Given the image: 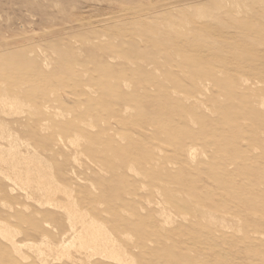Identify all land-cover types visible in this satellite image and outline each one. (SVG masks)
Returning a JSON list of instances; mask_svg holds the SVG:
<instances>
[{
  "label": "rangeland",
  "instance_id": "rangeland-1",
  "mask_svg": "<svg viewBox=\"0 0 264 264\" xmlns=\"http://www.w3.org/2000/svg\"><path fill=\"white\" fill-rule=\"evenodd\" d=\"M0 264H264V0H0Z\"/></svg>",
  "mask_w": 264,
  "mask_h": 264
},
{
  "label": "bare ground",
  "instance_id": "bare-ground-1",
  "mask_svg": "<svg viewBox=\"0 0 264 264\" xmlns=\"http://www.w3.org/2000/svg\"><path fill=\"white\" fill-rule=\"evenodd\" d=\"M28 180H29V179H27L26 181H28ZM26 183H27V182H26ZM30 183H31V182H30ZM30 183H27V184H30ZM38 183H39V182H38ZM27 184H26V186H28ZM38 185H39V184H38ZM26 186H25V187H26ZM36 186H37V185H36ZM23 187H24V185H23ZM23 187H22V188H23ZM37 187H38V188L42 187V189H45V188H43L42 185H40V187H39V186H37ZM36 190H37V189H36ZM38 190H40V189H38ZM46 190H47V189H46ZM46 190H44V191H46ZM44 191H41V192L44 193ZM47 191H48V190H47ZM51 192H52V191H51ZM51 192H50V193H51ZM25 193H26V192H25ZM43 193H42V194H43ZM50 193H49V194H50ZM44 194L46 195V192H45ZM46 196L48 197V195H46ZM49 198H50V196H49L47 199H49ZM45 199H46V198H45ZM44 202H46V201H44ZM47 202H49V201H47ZM49 203H50V202H49ZM49 203H48V204L46 203V204L49 205ZM50 204H51V203H50ZM56 205H57V204H56ZM68 210H69V209H68ZM68 212H69V211H68ZM68 212H67V214H68ZM74 213H75V212H74ZM74 213H72V214H74ZM74 215H76V214H74ZM70 216H71V213H70ZM70 216H69V217H70ZM72 217H74V216L72 215L71 218H72ZM81 217H82V216H81ZM76 218L78 219V216H77ZM77 219H75V220L77 221ZM79 219H80V218H79ZM79 219H78V220H79ZM73 220H74V219H73ZM73 220H72V221H73ZM81 220H82V219H81ZM81 220H79V221L81 222ZM80 222H79V223H80ZM75 223H76V222H75ZM77 223H78V222H77ZM79 223L77 224V226L79 225ZM82 223H83V222H82ZM88 223H89V222H88ZM85 224H86V222H85ZM89 224H90V223H89ZM89 224H88V225H89ZM91 224H92V221H91ZM75 225H76V224H75ZM75 225H74V226H75ZM93 225H94V224H93ZM83 226H84V224L82 225V227H83ZM70 227H71V225H70ZM82 227H81V228H82ZM88 227H89V226H88ZM88 227H87V228H88ZM91 227H92V225H91ZM1 228H2V227H1ZM4 228H5V227H4ZM4 228H3V229H4ZM87 228H86V229H87ZM73 229H74V227H73ZM73 229H71V230H73ZM90 229H91V228H90ZM95 229H96V227H95ZM95 229L93 228V230H95ZM88 230H89V229H88ZM2 231H3V230H2ZM77 231H79V230H77ZM97 231H98V229H97ZM97 231H96V232H97ZM7 232H8V231H7ZM7 232H6V233H7ZM3 234H4V233H3ZM9 234H10V233H9ZM75 234H76V232H75ZM96 235H98V234H96ZM96 235L91 233V234H89V235L85 238V237H83L82 235H80V233H78V234L75 235V238L77 237V238L79 239V240L76 239V241L78 240L77 243L80 242L79 245L81 246V248H82V247H92V249L94 248V249L98 250V249H101V247H102L101 245H102V244H101V242L99 241V239L96 237ZM100 235H101V234H100ZM73 236H74V235H73ZM101 237H102V236H100V238H101ZM9 238H10V237H9ZM41 238H42V237H41ZM75 238H74V239H75ZM72 239H73V237H72ZM72 239H71V240H72ZM101 239H103V238H101ZM71 240H70V241H71ZM104 240H105V239H103V241H104ZM72 241H73V240H72ZM72 241H71V242H72ZM74 241H75V240H74ZM101 241H102V240H101ZM74 243H75V242H74ZM68 244H70V243L68 242ZM75 244H76V243H75ZM36 245H37V244H36ZM56 245H57V244H56ZM33 246H34V245H33ZM54 246H55V245H54ZM72 246H73V243H72ZM72 246H70V247H72ZM35 247H36V246H35ZM58 247H59V246H58ZM62 247H63V246H62ZM78 247H79V246H78ZM105 247H106V245H105ZM63 248H64V247H63ZM89 249H90V248H89ZM39 250H41V248H39ZM90 250H91V249H90ZM90 250H89V251H90ZM105 250H106V249H104V251H105ZM109 251H110V250H109ZM112 251H114V250H112ZM112 251H111V254H109V255H111V256H115V257H116V255L114 254L115 252L112 253ZM38 253H39V251H38ZM102 253H103V252H102ZM41 254H43V253H41ZM41 254H38V255H41ZM112 258H113V257H112ZM120 261H121V260H120Z\"/></svg>",
  "mask_w": 264,
  "mask_h": 264
}]
</instances>
